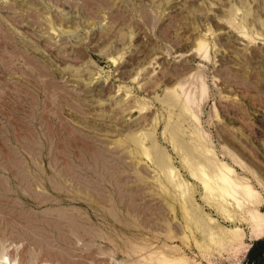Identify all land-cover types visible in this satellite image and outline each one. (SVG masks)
<instances>
[{
  "label": "rangeland",
  "instance_id": "374dc122",
  "mask_svg": "<svg viewBox=\"0 0 264 264\" xmlns=\"http://www.w3.org/2000/svg\"><path fill=\"white\" fill-rule=\"evenodd\" d=\"M255 213L264 0H0V264H260Z\"/></svg>",
  "mask_w": 264,
  "mask_h": 264
},
{
  "label": "bare ground",
  "instance_id": "6f19581e",
  "mask_svg": "<svg viewBox=\"0 0 264 264\" xmlns=\"http://www.w3.org/2000/svg\"><path fill=\"white\" fill-rule=\"evenodd\" d=\"M206 151V150H205ZM208 152H211V150L210 151H208ZM206 153V152H205ZM208 155H210V154H208ZM206 156V155H205ZM228 167V166H227ZM231 169V168H230ZM216 170V169H215ZM227 170V169H226ZM224 172V171H223ZM233 172V171H232ZM218 174V173H217ZM225 174V173H224ZM221 175V174H220ZM230 179V178H229ZM220 180V179H219ZM221 181V180H220ZM223 181H225L224 179H223ZM207 182V181H206ZM239 182V181H238ZM243 182H244V180H243ZM208 183V182H207ZM208 185H210V184H208ZM224 185V184H223ZM227 185H228V183H227ZM230 185V184H229ZM234 185V184H233ZM236 186V185H235ZM208 187H210V186H208ZM252 188V187H251ZM221 189H224V188H221ZM229 189V188H228ZM240 189V188H239ZM225 190V189H224ZM231 191V190H230ZM226 192H228V191H225V193L224 194H226ZM236 192V191H235ZM249 192V191H248ZM216 193V192H215ZM244 193V192H243ZM252 193V192H251ZM249 194V193H248ZM222 195H223V193H222ZM234 198V197H233ZM221 199H223V198H221ZM235 199V198H234ZM256 202V201H255ZM247 203V202H246ZM252 203V202H251ZM228 204H229V202H228ZM249 204V203H248ZM225 206L227 205V204H224ZM247 208V207H246ZM251 209V208H250ZM249 209V210H250ZM244 210V209H243ZM261 213V212H260ZM260 213H255L254 214V219H253V229H254V233H255V236H256V239H259V238H261V235H263L264 234V215H262V214H260ZM218 215V214H217ZM246 216V215H245ZM230 221H232V220H230ZM201 222V221H200ZM204 227V226H203ZM235 232L237 233V234H239L240 232H239V230H235ZM240 235V234H239ZM143 254H145V253H143ZM176 260V259H175ZM163 263V262H162Z\"/></svg>",
  "mask_w": 264,
  "mask_h": 264
},
{
  "label": "water",
  "instance_id": "95a60500",
  "mask_svg": "<svg viewBox=\"0 0 264 264\" xmlns=\"http://www.w3.org/2000/svg\"><path fill=\"white\" fill-rule=\"evenodd\" d=\"M260 264H264V257L262 258Z\"/></svg>",
  "mask_w": 264,
  "mask_h": 264
}]
</instances>
